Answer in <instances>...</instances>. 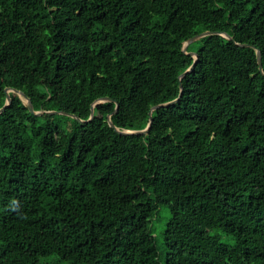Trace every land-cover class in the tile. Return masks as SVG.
<instances>
[{
    "label": "trees",
    "instance_id": "1",
    "mask_svg": "<svg viewBox=\"0 0 264 264\" xmlns=\"http://www.w3.org/2000/svg\"><path fill=\"white\" fill-rule=\"evenodd\" d=\"M6 88L0 264H264V0H0Z\"/></svg>",
    "mask_w": 264,
    "mask_h": 264
},
{
    "label": "water",
    "instance_id": "2",
    "mask_svg": "<svg viewBox=\"0 0 264 264\" xmlns=\"http://www.w3.org/2000/svg\"><path fill=\"white\" fill-rule=\"evenodd\" d=\"M214 33H217V32H212V31H205V32H202L201 34H198V35H195L191 38H189L187 41L184 42V45H183V51L186 52V53H189L187 51V48L188 46L193 43L194 41L204 37V36H207V35H210V34H214ZM223 36L227 37L228 39L232 40L233 38L228 35L227 33H223L222 34ZM246 45V44H244ZM191 55H193L195 57V61L194 63L184 72L180 75V95L177 99L175 100H172L170 102H166V103H162V104H159V105H156L154 106L152 109H151V113L154 109H157L159 107H164V106H169L171 104H174L176 103L182 96H183V85L181 83V80L183 79L184 76H186L187 73L191 72L196 64H197V59H198V54L195 53V52H190ZM257 57H258V63H259V67H260V70L263 71V68H262V58H261V53L259 50H257ZM13 91L15 92L19 97L20 99L22 100V102L29 108L30 112L33 113V114H36V115H42L43 113L45 112H49V113H53V114H64V115H68L70 117H73L75 118L76 120L80 121V122H84L83 119L79 118L78 116H76L75 114H72V113H68V112H64V111H43V110H39V111H36L34 109V106L31 102V99L29 96H27L23 91H20V90H17V89H14V88H6V103L3 107L0 108V113L3 112L6 107H8L11 103H12V98H11V95H10V92ZM22 97H24L27 102H24ZM108 100H111L110 98H102V99H99L97 100L95 103H93L92 105V114H91V119L93 117V111H94V106L100 102H103V101H108ZM117 107H118V104H117ZM108 122H109V125L114 128L117 132L119 133H122V134H146L148 133L150 127H151V123H152V116H150V122L149 124L147 125V127L143 130H120L119 128H117L114 123L112 122V120L109 118L108 119Z\"/></svg>",
    "mask_w": 264,
    "mask_h": 264
},
{
    "label": "rangeland",
    "instance_id": "3",
    "mask_svg": "<svg viewBox=\"0 0 264 264\" xmlns=\"http://www.w3.org/2000/svg\"><path fill=\"white\" fill-rule=\"evenodd\" d=\"M24 102H27V100L22 97ZM170 213L168 210V207L162 206L159 208L157 216L153 219L151 223V229L153 231V235L155 237V242L158 247L161 260L165 261V254H166V248L164 245V239H163V232L166 229L167 222L169 221ZM231 238L224 236L222 238L223 242H228Z\"/></svg>",
    "mask_w": 264,
    "mask_h": 264
}]
</instances>
